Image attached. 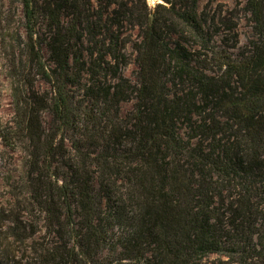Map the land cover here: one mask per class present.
Segmentation results:
<instances>
[{"label":"trees","instance_id":"1","mask_svg":"<svg viewBox=\"0 0 264 264\" xmlns=\"http://www.w3.org/2000/svg\"><path fill=\"white\" fill-rule=\"evenodd\" d=\"M200 1L9 0L0 264H264V0Z\"/></svg>","mask_w":264,"mask_h":264},{"label":"rangeland","instance_id":"2","mask_svg":"<svg viewBox=\"0 0 264 264\" xmlns=\"http://www.w3.org/2000/svg\"><path fill=\"white\" fill-rule=\"evenodd\" d=\"M208 0H201V5H204ZM230 7L236 5L237 1L239 3H244L245 0H217ZM150 9L155 8L157 3L162 2V0H147ZM9 14V0H0V18H6ZM7 15V16H6ZM238 29L240 32V42L241 45L247 43V39L250 36L251 28L246 17H242L238 20ZM133 37H136L137 29L132 31ZM14 44L7 43L3 45L0 41V120L3 124H7L11 121L14 115L13 106V90L15 86L19 85L21 82V71L17 64L15 63L13 53ZM128 51L131 53L132 49L129 47ZM17 58V56H15ZM18 62V59L16 60ZM137 70V65L131 62L128 66L124 68V73L135 80V72ZM42 87H46L45 83L37 81ZM132 108V102H123L121 109L126 112ZM23 152L20 150H14L6 147L0 137V207H5L9 205L11 200L10 188L7 187V180H10L12 176L17 178L21 174L23 166Z\"/></svg>","mask_w":264,"mask_h":264}]
</instances>
